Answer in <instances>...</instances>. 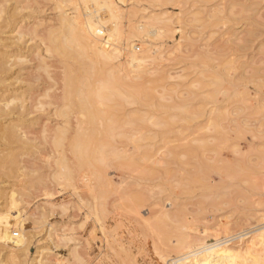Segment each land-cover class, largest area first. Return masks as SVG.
I'll use <instances>...</instances> for the list:
<instances>
[{"label":"rangeland","instance_id":"374dc122","mask_svg":"<svg viewBox=\"0 0 264 264\" xmlns=\"http://www.w3.org/2000/svg\"><path fill=\"white\" fill-rule=\"evenodd\" d=\"M125 1H117L127 12L123 37L128 19L163 12L165 34L152 47L162 56L143 76L123 78L136 92L130 102L97 104L127 132L112 140L119 158L99 145L98 120L89 125L97 137L79 147L88 152L82 160L72 134L55 142L68 126L61 108L70 109L71 128L88 124L70 106L81 94L66 90L72 63L47 50L62 17L82 10L57 0H0V51L9 52L7 83L22 104L12 120L24 122L0 128V216L21 213L28 238L14 252L12 243L0 245V264H163L217 241L201 260L264 264V0ZM132 30L141 52L145 33ZM122 43L124 57L130 46ZM110 64L103 75L75 72L95 88L117 62ZM63 157L75 168L72 179L50 173Z\"/></svg>","mask_w":264,"mask_h":264},{"label":"bare ground","instance_id":"6f19581e","mask_svg":"<svg viewBox=\"0 0 264 264\" xmlns=\"http://www.w3.org/2000/svg\"><path fill=\"white\" fill-rule=\"evenodd\" d=\"M117 1H122V3L123 1L126 2L125 0H57L59 6H66V7L71 6L72 9L74 8L76 11L79 10L80 12L82 10V12L79 13V15L77 14V16L73 18L68 17L67 15H64L61 20V30L59 32L57 31L54 32L52 30L53 32H50L49 36L47 37L48 42H49V46L47 47V50L56 52V54H58L60 57L69 61L70 64L72 63L71 66L69 64L67 66L69 70L68 71L69 77L67 76L68 78L66 80L67 92L68 93L73 92L74 94H77V95L78 93L79 94L81 93L79 97L76 96L77 97L76 100H73L72 98L69 97L70 103L74 104L70 106H76L82 112V114L86 116V119H85L86 122L84 121V123L88 124V127L85 126V124L83 125L82 120H81L80 121L81 123L79 122L77 123L78 124L77 127L73 126L74 128H71L73 124L71 125V120H70L71 117H69L70 109L61 108L59 110V114L67 118L66 125L68 126H65L60 131L57 130L59 132L56 131V133H54V134L58 133L57 136L54 135L56 136V139H55L56 144L60 143L61 141H64L63 139L64 136L61 135V133H63L64 135H66L67 133L72 134L73 135L72 141H74L75 143V144L73 143V145L76 148L75 149L76 153L78 152V149L79 150L81 149L83 152L84 148L82 149L79 147H82V146L84 147L85 143L87 144V142H90L94 138L97 137V135L96 137H94V135L97 133L93 131L94 132L93 134L90 131V128L94 129L95 125L98 123L97 122L98 120L102 121L103 123L102 127H103L104 132L103 131L102 132L104 134L100 131L103 134V136L100 133V137L98 136L99 138L97 139V141L100 142L99 145L101 144L103 148L104 147L107 148V146H110L112 147L110 148V151H111V149H113L112 140L116 138V136L118 137V135L126 139L127 132H124V131L117 132L116 127L114 125L115 121L112 120L110 117H106L104 115L106 111L104 112L103 110H101L97 106V104L107 105L110 101L114 99H118V100L120 99L121 101L127 100L128 102H130L129 100L135 98L134 94L136 92L132 91L131 80L130 81L127 79L124 80L123 78H128V77L132 78L131 73H134V72H136L138 76L141 77V75L139 74H142V72L145 73L143 68L147 65L146 63L149 61H153L159 56H162L160 47H158V49H153L152 47L155 45L153 44L154 40L157 41V39L162 34H165L163 33V29L165 28L163 24H164V21H166L167 19L161 17L163 16V12H161L162 15L159 13L157 14L148 13L147 15H144V16L141 15V17H139L140 19L136 20L135 22L132 21L133 20L132 18L131 20L126 17V19H128L129 22L131 21L130 23H132V25L130 24L129 26L131 29V32L129 34L127 33L128 36L123 37L124 35L122 34H124L125 32L122 30V26L124 25L122 24V20L125 18V15L127 14V12L122 11V7L118 4ZM82 8L84 9V11ZM82 15L85 16L83 19L82 17H79ZM132 28H134V31L135 30L138 31L137 35L138 33L142 35L145 33V36L143 35L145 38L147 37L146 35H149V38L147 40H145L144 37H142L144 40L142 38H141L142 40L140 39L142 41L141 43L144 48L141 52H138L135 50L137 47L133 43L134 39L131 40L132 37H136V35L132 33L133 31ZM104 30L107 32L105 37L102 36V34L105 32ZM122 41H124V43L126 41L127 42L126 45L130 46V52L126 56L125 55L124 57L122 56L123 58L121 57V54H122L121 48L123 47L122 45H124ZM126 47L124 46L123 48H126ZM9 58L10 56H9L8 51L5 50L0 53V128H5V129L11 128L13 131H15L17 128H19V126L24 125V122L12 120V115L15 114L16 112L21 111L20 108L22 107V104H19L15 101L19 97L16 94L17 88L13 86L11 87L7 83V80L10 77L9 72L11 71V68H12L10 66H12L13 64V63L11 64L10 62H8ZM115 62H117L116 66L114 64ZM110 63H113L114 65ZM109 64L113 65V69L111 70L109 68V70L107 71V74H108L107 78L105 80H102L100 85L95 88H92L91 81H89V79L88 80L84 79L86 80V82L82 81L81 78L83 77L76 74L77 72H75L77 70L83 71L84 73H86V75L91 74L92 77L94 75H103V74H106L104 67ZM120 73H125V74L121 76ZM137 74L136 75L133 74L134 77L137 76ZM120 81L122 83H120ZM138 94H139V91L136 95ZM93 124L95 125L90 127ZM11 137L14 138V139H11L12 141H14L15 138L17 140L18 138L17 134L12 135V133H11ZM69 137H71V135ZM128 138L129 137H127V139ZM83 143L84 145L81 146V144ZM101 147H100V152L106 151L107 153L108 150L106 148L105 150H103ZM84 152L85 153H82L81 157L86 156V153H88L86 151ZM111 152L115 155V158H119L118 156L120 153L118 154L117 153L118 151H116V153L114 150ZM106 153L101 152V155L103 154L102 155L103 158L100 156L102 158V159L100 158V160H103V162L106 161V155H105ZM79 157H80V154H79ZM83 157H82V160H83ZM12 158H10L11 160L10 164L12 168V169L10 168L11 170L16 169L17 167V163L14 160L15 158L13 159ZM85 158L86 157H84V160ZM67 162L68 161L65 157L61 158L60 160L56 162L57 163L56 166H58V168L56 167L57 171H53V172L51 171L50 173L56 174L58 179H65V178L66 180L72 179V177L75 174L73 173L75 172L74 171L75 168L70 165V162L68 163ZM104 163L106 165L107 162H104ZM104 163H103V167H104ZM71 167H73L74 170H72L73 168ZM100 169L102 170V167H100ZM100 175L102 176L101 171H100ZM16 201L17 200L14 199L13 202H16ZM20 215L16 214L14 215V217H12L11 214L0 216V243H4L0 245H2L6 249V247L8 248V244L6 242L12 243L14 246L13 247L14 249L10 248L12 252H14V250L16 249H21L22 247L25 248L26 240L28 239L27 233L24 228V224H22L23 222L20 220V218L23 215L22 216ZM13 218L15 220H13ZM14 226L19 227L21 234L17 230H14V229L11 230V228ZM261 227H264V225ZM220 244L221 242L219 241L213 244H203L202 246L196 249L189 250V251L182 253L181 255H179L180 259L175 260V258H173L171 262L169 260L170 263H167L168 261L166 260H165L166 262L164 261L165 257L164 259H161V260H163V264L164 262L167 264H180L179 262H182V264H197V262H200L201 264H233V262H228L224 257L219 258V260L218 259L213 260L212 258V261L210 258L203 257L201 260V258L199 257L202 252L209 251L219 246ZM36 256L38 257V255ZM76 256L78 257V255H75V257Z\"/></svg>","mask_w":264,"mask_h":264}]
</instances>
